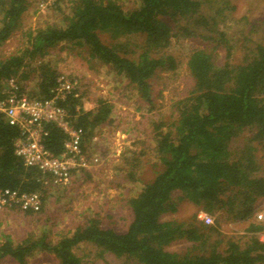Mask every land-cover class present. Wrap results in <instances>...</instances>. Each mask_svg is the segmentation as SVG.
I'll list each match as a JSON object with an SVG mask.
<instances>
[{
	"label": "trees",
	"instance_id": "16d2710c",
	"mask_svg": "<svg viewBox=\"0 0 264 264\" xmlns=\"http://www.w3.org/2000/svg\"><path fill=\"white\" fill-rule=\"evenodd\" d=\"M68 1L60 24L24 31V47L0 57V100L11 81L18 93L37 100L53 97L59 77L75 82L58 104L83 130L82 149L88 152L98 129L114 122V105L100 96L94 108L83 107L78 80L50 60L54 49H63L61 44L83 48L88 59L108 66L153 111L162 96L154 80L161 73L176 74L181 64L170 50L173 40H192L185 57L191 85L167 116H147L158 168L153 178L137 176L145 147L124 158L129 180L143 183L125 200L131 210L125 229L105 225L99 212L87 209L82 221L56 242L48 229L37 240L16 241L2 234L0 264L7 259L26 264L37 253L54 255L58 264H87L75 252L84 242L135 264H264L259 238L264 220L256 217L264 199V20L236 17L231 0H135L129 7L124 0ZM28 7L29 0H0V46L21 26ZM33 79L32 88L28 81ZM19 135L0 114V189L37 193L43 207L55 186L53 177L16 155ZM66 139L55 124L47 125L44 144L54 155L64 152ZM182 201L199 211L187 220L162 219ZM203 214L213 222L206 223ZM233 222L243 224L242 233L221 231L223 224ZM178 242L185 247L169 249Z\"/></svg>",
	"mask_w": 264,
	"mask_h": 264
},
{
	"label": "rangeland",
	"instance_id": "374dc122",
	"mask_svg": "<svg viewBox=\"0 0 264 264\" xmlns=\"http://www.w3.org/2000/svg\"><path fill=\"white\" fill-rule=\"evenodd\" d=\"M53 0H29V7L24 13L21 26L14 35L0 46V57L24 47L27 38L24 31L32 30L46 24L58 25L62 17L68 12L70 2L61 0L57 5H50ZM126 6H133L135 0H124ZM236 4L234 15L246 16L251 22L254 19L264 20V0H231ZM64 12V14H63ZM245 21V20H244ZM264 22V21H263ZM248 29V26H247ZM246 29V30H247ZM192 40H173L171 49L181 59L176 74L161 73L160 78L154 80L156 90L162 89V96L156 99V107L149 111V107L136 96L135 90L129 86L127 80L118 77L116 72L98 61L88 59V53L83 48L63 45V49L52 51L50 60L59 70L69 77L78 80L79 94L85 109L96 106V100L102 96L114 105L111 125L98 129L86 152L89 156L97 155L100 160L92 164L88 171L72 176L68 185H56L49 191L50 194L37 213L26 214L18 210V206H7L0 210V241L2 234L11 235L16 241L29 236L40 238L46 229L49 230L51 241H57L63 234L82 221L83 212L87 209L101 214L105 225L117 229H125L129 223L131 210L125 200L136 194L142 182L129 180L127 175V161L131 151L137 152L146 148L147 154L141 157V169L137 176L145 181L153 178L155 170V155L150 136L153 128L147 116L152 114L167 116L170 106L181 95L182 91L190 88L191 81L187 77L186 53L192 47ZM238 55H241L238 52ZM30 86L35 79L29 80ZM27 90H32L28 88ZM156 91V93H157ZM147 139V145L142 142ZM89 172V174H88ZM259 212L264 215V199L258 206ZM199 211L198 207L188 201L178 204L176 212H167L162 219L187 220L192 214ZM91 215V214H90ZM264 220V216L263 219ZM243 224L240 222L223 224L221 229L226 234L242 233ZM185 242L172 244L169 249L180 250ZM75 252L87 264H135L125 258H118L110 253H102L92 243H81L75 247ZM1 264H19L13 259L3 260ZM26 264H58L54 255L37 253L27 257Z\"/></svg>",
	"mask_w": 264,
	"mask_h": 264
},
{
	"label": "built area",
	"instance_id": "2783aa9c",
	"mask_svg": "<svg viewBox=\"0 0 264 264\" xmlns=\"http://www.w3.org/2000/svg\"><path fill=\"white\" fill-rule=\"evenodd\" d=\"M52 98L47 100L31 99L18 93V87L11 81L7 95L0 100V114L9 125L16 126L20 135L15 142V153L28 167H35L53 177L54 184L68 185L74 171L80 172L99 162V156H89L82 149L83 130L70 121L68 111L58 104V99L74 89L75 82L59 77ZM55 124L66 135L64 152L54 155L44 144L47 125ZM7 206H18L23 210L38 212L42 208V200L37 193H20L17 190L0 189V210ZM263 213L257 211V219H263ZM206 223L213 219L203 214ZM264 241V233L259 234Z\"/></svg>",
	"mask_w": 264,
	"mask_h": 264
}]
</instances>
